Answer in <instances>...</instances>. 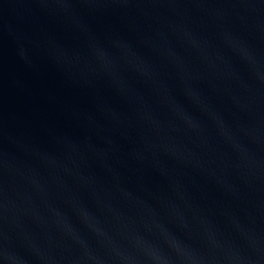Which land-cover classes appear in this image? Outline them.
Returning a JSON list of instances; mask_svg holds the SVG:
<instances>
[{"label":"water","instance_id":"95a60500","mask_svg":"<svg viewBox=\"0 0 264 264\" xmlns=\"http://www.w3.org/2000/svg\"><path fill=\"white\" fill-rule=\"evenodd\" d=\"M0 264H264V0H0Z\"/></svg>","mask_w":264,"mask_h":264}]
</instances>
